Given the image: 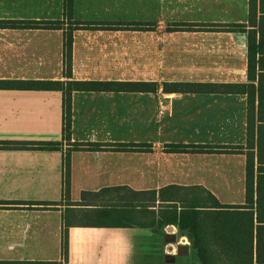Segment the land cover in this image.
<instances>
[{
  "label": "crops",
  "instance_id": "crops-1",
  "mask_svg": "<svg viewBox=\"0 0 264 264\" xmlns=\"http://www.w3.org/2000/svg\"><path fill=\"white\" fill-rule=\"evenodd\" d=\"M67 3L0 0V80H69L72 31L73 79L156 85L140 92L74 91L70 138L63 91L0 88V141L58 142L55 148L0 147V201L58 203L48 209L1 204L0 212L16 218L6 227L11 247L19 231L35 225L33 239L43 246L52 239L55 248L38 258L4 259L202 264L199 257L190 263L187 235L164 225L174 201L162 200L161 189L180 186L211 191L224 205L201 203L209 205L200 207L198 232L207 264H264V249L261 259L257 250L264 220L258 221L256 207L245 208L247 148H236L247 145L248 95L165 89L174 82H249L248 34L208 25L249 22V0H73L71 19ZM32 7H47L48 14L24 13ZM50 21L59 23L44 25ZM78 142L113 145L87 150ZM42 215H53L55 225L48 218L41 227L36 218ZM66 220L72 224L67 262ZM168 234H176L177 243L186 238L189 255L167 262L168 254H177Z\"/></svg>",
  "mask_w": 264,
  "mask_h": 264
},
{
  "label": "trees",
  "instance_id": "trees-1",
  "mask_svg": "<svg viewBox=\"0 0 264 264\" xmlns=\"http://www.w3.org/2000/svg\"><path fill=\"white\" fill-rule=\"evenodd\" d=\"M69 18H73V0H68L66 5ZM56 24L58 21H50L44 23L45 26H50L48 23ZM59 23V22H58ZM77 25L82 22H75ZM95 26L98 23H94ZM134 26H139V22H134ZM190 24H180V26ZM210 29L219 31H244L248 34V83H196V82H174L166 83L165 89H175L180 91H205L217 93L241 92L248 95V128H247V145L236 146L237 149L247 148L246 160V198L247 204L245 208L257 209V219L259 222L264 220V0H249V22H231V23H209ZM81 26V25H79ZM89 27V25H87ZM72 29V28H71ZM72 31L67 34L66 58L68 61L69 71L67 76L69 80L60 81L54 79L46 80H0V88L6 89H33V90H52L59 89L65 94V123L64 130L67 138L71 136L72 124V105L71 97L76 90L85 91H145L150 87L155 88V82H138V81H112V80H85L73 79L71 76V58H72ZM257 82V84L255 83ZM112 146L110 143H84L78 142L76 146L80 149L97 150L104 146ZM137 145V144H130ZM31 147V148H55L58 147V142H5L0 141V147ZM257 165V166H256ZM66 190L69 191V176L70 165L66 162ZM167 191L169 197H166ZM161 198L166 201V198H171L169 201H174L170 206L166 224H174L179 228L181 234L187 235L190 240L191 247L199 257L202 264H207V253L204 243L198 236L199 219L201 216L200 207L209 206L201 205L205 203V199L214 200V207H223L211 191L203 188L188 189L180 186H173L166 190L161 189ZM28 204V207L36 209L53 208L56 201L49 202H3L0 201V208L6 207L1 204ZM178 203L180 207L178 208ZM33 205L35 207H33ZM249 217L253 221V212L249 213ZM254 223V222H253ZM71 222L66 220L65 229H63V259L67 262L69 255V239L68 229ZM264 227L259 225L257 233V250L259 259L262 258L264 249ZM251 256L253 258V245L251 246ZM0 264H63L62 261H44V260H5L0 259ZM67 264V263H66Z\"/></svg>",
  "mask_w": 264,
  "mask_h": 264
},
{
  "label": "rangeland",
  "instance_id": "rangeland-1",
  "mask_svg": "<svg viewBox=\"0 0 264 264\" xmlns=\"http://www.w3.org/2000/svg\"><path fill=\"white\" fill-rule=\"evenodd\" d=\"M25 14H34L36 15H41L44 17L45 14H48V9L47 7H39V8H34L32 7L31 9L28 10V12H24ZM12 218H15L14 215L11 216V218H8L7 215L3 214L0 212V258L4 259L8 257L9 255L16 254L18 256H23L24 257H35L38 258L39 256L43 255H48V254H53L55 248H53L52 244V239H49L46 241L47 246H43L39 242L33 239L34 233L33 229L36 227L33 225V228L28 232H23L19 231L16 236H19V239L16 240V244L11 247L10 241L7 239V231L6 227L9 226L10 220ZM51 220V225H55V218L52 216H39V218H36V221L39 222V224L45 223L47 219ZM16 219V218H15ZM26 223V222H25ZM44 226L43 224L41 227ZM5 229V230H4ZM41 236L44 235V232L39 233ZM197 258V255L195 252H192L191 256H189V261L190 263L195 262V259Z\"/></svg>",
  "mask_w": 264,
  "mask_h": 264
},
{
  "label": "water",
  "instance_id": "water-1",
  "mask_svg": "<svg viewBox=\"0 0 264 264\" xmlns=\"http://www.w3.org/2000/svg\"><path fill=\"white\" fill-rule=\"evenodd\" d=\"M166 241L171 244H175L177 247V254H168L165 257L167 262H172L177 258V256L189 255L190 246L183 243H177V235L176 234H168L166 237ZM174 247L170 246V251H173Z\"/></svg>",
  "mask_w": 264,
  "mask_h": 264
},
{
  "label": "built area",
  "instance_id": "built-area-1",
  "mask_svg": "<svg viewBox=\"0 0 264 264\" xmlns=\"http://www.w3.org/2000/svg\"><path fill=\"white\" fill-rule=\"evenodd\" d=\"M185 242L188 243L187 239H186V238H183V240H180L178 243H185ZM173 247H174V246H173Z\"/></svg>",
  "mask_w": 264,
  "mask_h": 264
}]
</instances>
